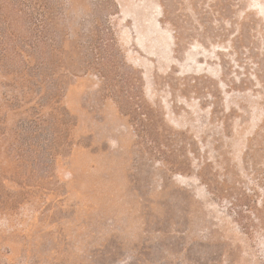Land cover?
<instances>
[{"label": "rangeland", "instance_id": "rangeland-1", "mask_svg": "<svg viewBox=\"0 0 264 264\" xmlns=\"http://www.w3.org/2000/svg\"><path fill=\"white\" fill-rule=\"evenodd\" d=\"M0 4V264H264V0Z\"/></svg>", "mask_w": 264, "mask_h": 264}, {"label": "trees", "instance_id": "trees-1", "mask_svg": "<svg viewBox=\"0 0 264 264\" xmlns=\"http://www.w3.org/2000/svg\"><path fill=\"white\" fill-rule=\"evenodd\" d=\"M8 6L7 5H5V4H0V8H1V10H6V8H7ZM47 10H48V8H46ZM47 13V12H46ZM41 21L43 22V23H45V19L43 20V19H41ZM44 26V25H43Z\"/></svg>", "mask_w": 264, "mask_h": 264}]
</instances>
